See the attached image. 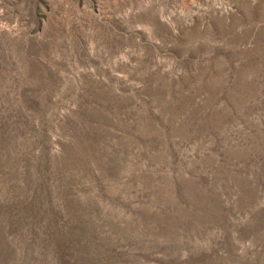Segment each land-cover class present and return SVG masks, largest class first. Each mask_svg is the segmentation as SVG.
I'll list each match as a JSON object with an SVG mask.
<instances>
[{
	"label": "rangeland",
	"instance_id": "1",
	"mask_svg": "<svg viewBox=\"0 0 264 264\" xmlns=\"http://www.w3.org/2000/svg\"><path fill=\"white\" fill-rule=\"evenodd\" d=\"M0 264H264V0H0Z\"/></svg>",
	"mask_w": 264,
	"mask_h": 264
}]
</instances>
